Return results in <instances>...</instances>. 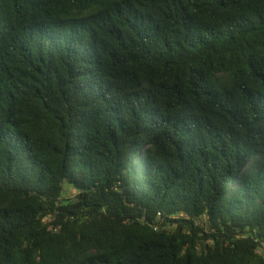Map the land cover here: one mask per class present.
I'll return each mask as SVG.
<instances>
[{
  "label": "trees",
  "instance_id": "obj_1",
  "mask_svg": "<svg viewBox=\"0 0 264 264\" xmlns=\"http://www.w3.org/2000/svg\"><path fill=\"white\" fill-rule=\"evenodd\" d=\"M0 264H264V0H0Z\"/></svg>",
  "mask_w": 264,
  "mask_h": 264
},
{
  "label": "rangeland",
  "instance_id": "obj_2",
  "mask_svg": "<svg viewBox=\"0 0 264 264\" xmlns=\"http://www.w3.org/2000/svg\"><path fill=\"white\" fill-rule=\"evenodd\" d=\"M68 188H71V186L69 185V183H65L64 184V189L66 190V195H68V196H72L74 193H75V191L74 190H72V189H68Z\"/></svg>",
  "mask_w": 264,
  "mask_h": 264
}]
</instances>
